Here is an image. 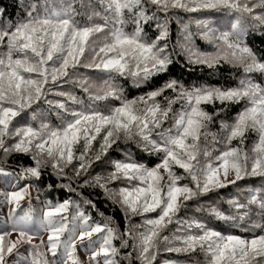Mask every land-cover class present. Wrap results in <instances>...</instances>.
I'll use <instances>...</instances> for the list:
<instances>
[{
	"label": "snow or ice",
	"instance_id": "6c2138e0",
	"mask_svg": "<svg viewBox=\"0 0 264 264\" xmlns=\"http://www.w3.org/2000/svg\"><path fill=\"white\" fill-rule=\"evenodd\" d=\"M11 9L0 2V264H264V52L248 42L264 0ZM180 57L241 75L189 82L172 74Z\"/></svg>",
	"mask_w": 264,
	"mask_h": 264
},
{
	"label": "trees",
	"instance_id": "16d2710c",
	"mask_svg": "<svg viewBox=\"0 0 264 264\" xmlns=\"http://www.w3.org/2000/svg\"><path fill=\"white\" fill-rule=\"evenodd\" d=\"M0 2H2L4 5L9 6L10 10H13L11 9L13 0H0ZM184 15H185V19H188L189 14H184ZM190 15L195 16V14H190ZM78 19H80L81 22H83L85 20V17H78ZM170 27H171L170 39L172 43H175L176 40L178 39V28L177 25L175 24V20H173V23L171 24ZM129 30H130V26H129ZM188 30L194 34L193 39L195 41L196 46L199 47L201 50H205L207 48L206 43L202 39H200L198 35H195L197 32V28L194 22L189 23ZM248 42L250 47H252L258 53L264 52V36L260 35L259 33L253 32L249 36ZM206 72L207 70H205V72H202L200 66L187 65L182 57L178 58L175 65L172 67L173 75L177 77H181L189 82L196 80L197 78H200L202 82L207 80L208 82L211 83L231 85L236 83L237 77L241 75L240 70L230 69L229 66L227 65L224 66V71L220 74L208 76L205 74ZM255 75L257 77L259 76V74H255ZM136 91L137 90L134 88L131 89V94H135ZM239 183H241L242 185L251 184L253 186H259L261 184V180L260 178H250L247 181H242ZM228 192L238 195L241 199H243L244 196L246 195V190L243 192H238L236 189L231 187L229 189L223 190L222 195H226ZM220 205L224 208H227V204L224 203L223 201L220 202ZM98 206L100 207L101 211L105 213V215H112L115 218V221L119 223L121 227H123V217L121 216L118 208H114L110 203H107L106 206V202L102 198L100 199ZM97 219H100V217H97ZM169 257L179 258L181 260L185 259L183 255L177 256V254L175 253H166V252L160 253L157 259L161 260ZM198 258L202 259V256Z\"/></svg>",
	"mask_w": 264,
	"mask_h": 264
},
{
	"label": "rangeland",
	"instance_id": "374dc122",
	"mask_svg": "<svg viewBox=\"0 0 264 264\" xmlns=\"http://www.w3.org/2000/svg\"><path fill=\"white\" fill-rule=\"evenodd\" d=\"M0 218H2V213H0ZM46 238V237H45Z\"/></svg>",
	"mask_w": 264,
	"mask_h": 264
}]
</instances>
